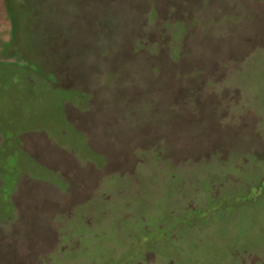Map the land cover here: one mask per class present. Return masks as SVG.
Wrapping results in <instances>:
<instances>
[{"label": "rangeland", "instance_id": "374dc122", "mask_svg": "<svg viewBox=\"0 0 264 264\" xmlns=\"http://www.w3.org/2000/svg\"><path fill=\"white\" fill-rule=\"evenodd\" d=\"M0 264H264V0H0Z\"/></svg>", "mask_w": 264, "mask_h": 264}]
</instances>
